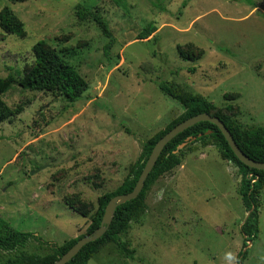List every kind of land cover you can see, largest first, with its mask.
I'll use <instances>...</instances> for the list:
<instances>
[{
	"label": "rangeland",
	"instance_id": "rangeland-1",
	"mask_svg": "<svg viewBox=\"0 0 264 264\" xmlns=\"http://www.w3.org/2000/svg\"><path fill=\"white\" fill-rule=\"evenodd\" d=\"M79 6L107 20L111 40L78 18ZM5 7L26 36L0 29V78L19 80L43 41L88 83L74 103L17 83L0 94L18 113L0 122V217L36 236L27 253L45 255L84 235L144 143L185 112L160 83L220 110L232 106L243 129L264 126V0H0ZM150 23L157 31L140 40ZM180 150L181 165L149 188L120 243L88 264H238L248 216L239 169L214 146ZM247 250L243 264H264V190L259 235ZM12 257L0 251V264Z\"/></svg>",
	"mask_w": 264,
	"mask_h": 264
},
{
	"label": "trees",
	"instance_id": "trees-1",
	"mask_svg": "<svg viewBox=\"0 0 264 264\" xmlns=\"http://www.w3.org/2000/svg\"><path fill=\"white\" fill-rule=\"evenodd\" d=\"M11 3H23L28 0H9ZM77 16L80 20L92 19L102 30L105 37L112 39L107 20L101 15L91 11L89 8L79 6ZM0 29L9 35L20 38L26 36L23 21L19 19L11 9L5 7L0 12ZM157 28L153 23L148 24L139 34V39H148ZM112 42L106 45V51L111 47ZM180 56L184 60L193 61L192 54L179 49ZM34 61L32 65L24 71L23 76L16 78L9 74L6 78H0V94L11 89L14 84L31 91H53L58 93L64 100L74 103L81 99L88 90L87 81L69 65L60 54L49 48L45 42L40 41L33 47ZM159 89L167 96L177 101L185 109V112L171 122L167 127L159 131L143 145V150L138 161L131 167L128 176L123 183L112 193L106 194L99 200V206L91 219V224L84 235L66 242L62 246H52L50 252L45 255L30 254L23 251V248L36 236L31 233L21 232L15 229L10 223L0 217V251L13 254L6 264H53L66 254L76 242L98 229L101 225L105 209L112 198L132 192L137 181L150 157L156 143L179 123L199 114H210L218 117L231 132L242 152L250 159L264 162V126H256L251 129H243L235 120L233 107L228 106L223 110L217 109L212 103L201 95L187 93H176L165 83H160ZM229 95H226L228 98ZM17 111L11 109L0 98V122L11 120L17 115ZM199 143L201 147L214 146L221 158L234 164L242 175L239 193L243 205L249 213L244 224L242 233L244 244L237 257V263L243 264L248 254L247 246L258 238L259 235V208L261 193L264 190V171L252 169L241 163L219 128L209 122H200L178 135L171 141L150 174L144 190L140 196L132 201L126 202L116 210L114 219L105 235L94 243L85 246L80 253L67 264H88L90 259L105 245L119 244L120 236L126 232L130 223L137 217L144 207V199L149 188L154 185L162 176L173 171L181 165L180 148L188 143Z\"/></svg>",
	"mask_w": 264,
	"mask_h": 264
},
{
	"label": "water",
	"instance_id": "water-1",
	"mask_svg": "<svg viewBox=\"0 0 264 264\" xmlns=\"http://www.w3.org/2000/svg\"><path fill=\"white\" fill-rule=\"evenodd\" d=\"M200 122H209V123L216 125L219 128V130L222 132V134L224 135L231 150L233 151V153L235 154V156L241 163H243L249 168L264 171V162H258L246 156L242 152V150L239 148V146L237 145L231 132L228 130L225 124L218 117L212 116L207 113L199 114L194 117H191L179 123L178 125H176L156 143L137 181V184L134 190L128 194L115 196L114 198L110 200V202L108 203L105 209V214L103 216L100 227L96 229L95 231H93L92 233L80 238L76 242V244L66 254H64L58 261H56L53 264L69 263L75 256H77L80 253V251L85 246H87L90 243H94L100 238H102L105 235V233L108 231V229L110 228V225L113 222L117 208L126 202L137 199L140 196V194L144 190L146 181L148 180L157 161L159 160L161 154L163 153L167 145L171 141H173L178 135H180L181 133L185 132L186 130H188L189 128L195 126L196 124Z\"/></svg>",
	"mask_w": 264,
	"mask_h": 264
}]
</instances>
